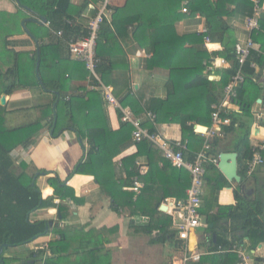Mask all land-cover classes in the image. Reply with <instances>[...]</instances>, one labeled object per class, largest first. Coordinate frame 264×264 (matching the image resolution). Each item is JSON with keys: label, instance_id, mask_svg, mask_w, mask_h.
I'll list each match as a JSON object with an SVG mask.
<instances>
[{"label": "trees", "instance_id": "trees-1", "mask_svg": "<svg viewBox=\"0 0 264 264\" xmlns=\"http://www.w3.org/2000/svg\"><path fill=\"white\" fill-rule=\"evenodd\" d=\"M72 1L17 0L18 20L25 16L23 10L28 8L37 17H44L51 30H62L63 34L58 37L47 27L29 23V36L36 43L33 50L14 49L10 46L12 36L6 34L0 43V95H10L16 88L25 87L24 81L21 82L18 77L17 62L19 59L27 62L37 80L36 88L53 96L55 113L50 118L49 127L52 128L53 124L59 125L64 121L69 129L87 138L89 148L84 162L78 166L76 173L85 174L89 168L94 169L93 176L101 186L103 197L111 200V207L115 212L130 219L127 234L149 237L152 243L167 238L175 241V237L181 241L171 230L170 216L160 212L159 205L168 197L177 201L186 198V190L190 185L189 172L174 167L164 157L163 152L151 142L134 143L133 128L129 124L121 123L120 129L112 132L106 126H99L94 122L88 126V135L84 131L82 114L93 113L91 108L88 109L86 100L100 102L103 98L96 90L89 91L84 96L70 93V82L73 80L90 79L94 86L98 83L84 63L72 60L68 43L83 40L88 36V29L79 24L76 18L89 6L94 7L92 13L96 15L101 0H82L81 4L76 6ZM182 7L188 10L191 18L196 14L204 17L206 33H177L176 23L185 16L181 12ZM252 11L250 0H216L214 4H211L210 0H126L123 6L113 7L110 20L103 19L99 27L94 50L96 61L94 72L103 84L111 85L113 92H118L119 87L126 85L127 79L126 56L120 42L127 41L140 51H151L152 56L146 62V67L163 68L168 71L165 99H152L141 103L131 88L126 86L123 88L127 89V92L119 98V102L122 105H129L135 115L144 111L154 113L156 125L178 124L183 143L186 140L197 141L203 146L204 139L196 133V127L211 128V114L214 111L212 107L220 104L223 90L235 73L236 67L234 61L236 42L227 38L223 17L235 18L241 14L242 18L246 19L252 15ZM0 25L7 27L9 23ZM205 37L212 43L220 44L221 51L209 53L204 45ZM252 40L254 44L264 47V19L259 20V29L252 34ZM185 46H192L195 49L193 64L173 65L172 57ZM217 56L230 61L231 66L222 69L219 73L220 79L215 82L208 79L209 72L207 74L206 71ZM252 64L260 67L264 64L262 55L257 51H252L245 63L244 82L238 87L236 98L233 100L240 114L228 110H222L220 113L222 119L230 121L229 125L221 127L227 136L236 133L238 128L241 130L238 141L231 150L237 154L238 174L241 177L240 184H237L233 191L234 205L217 204L220 191L231 188L232 183L226 180L216 165L209 164L205 168L200 214L207 229L199 245L213 253L212 264H237L234 255L231 257L220 250H224L230 243L243 246L247 240L250 251L256 250L264 243V204L259 200L248 199L243 193V187L248 179L246 168L252 157L249 139L251 107L262 91ZM117 69L121 72H116ZM68 96L70 98L67 104L65 100ZM5 113L4 108L0 106V248L3 244L6 245L0 259L5 264H11L16 261L14 258H4L9 247L24 245L45 233L47 223L31 224L28 222V216L37 210L57 208L61 221H64L68 207L65 202L74 201V194L65 185V180L51 177L46 183L54 190L53 196L43 199L36 184L38 170L29 171L24 163L19 162L21 171L16 172L14 153L17 149H25L32 144V136L39 129V122L9 129L5 126ZM64 114L67 116L60 120ZM86 115L85 113V117ZM143 127L149 135L157 133L156 126L149 122H145ZM223 140L214 138L210 142V154L217 159L220 153L217 147ZM133 144L137 148L136 154L122 160L121 170L117 166L115 169L117 176L124 172L125 178H114V170H111L114 157L122 149ZM101 145H106L108 152L99 153L97 149ZM141 156L147 159L148 165V171L143 175L138 174L135 166L136 158ZM194 156L195 154L191 155L193 159ZM135 177L143 184L138 194L130 190ZM54 196L60 199L58 206L53 202ZM215 207L217 214L213 215L211 211ZM222 220L228 221V237L224 236L223 232H216ZM212 233L217 235L215 244L211 243ZM181 246L183 247V242ZM50 249L52 255L60 253L54 250V244H51ZM254 260L264 264L261 258L255 257ZM199 262L209 264V259L202 256ZM186 264L197 263L188 261Z\"/></svg>", "mask_w": 264, "mask_h": 264}, {"label": "crops", "instance_id": "crops-1", "mask_svg": "<svg viewBox=\"0 0 264 264\" xmlns=\"http://www.w3.org/2000/svg\"><path fill=\"white\" fill-rule=\"evenodd\" d=\"M81 1L73 0L72 3L76 6L80 5ZM125 1L115 0L114 7L123 6ZM215 2L216 0H210L211 4ZM261 6V19H264V0L261 2ZM94 10V7L89 6L80 17L76 18V21L82 26H87L95 16L92 13ZM16 13L17 3L15 0H0V23L7 25L10 19H14L12 25H9L13 27L7 29L5 33V35L12 36L10 46L14 49L33 50L36 48V43L26 34L23 27L30 34L29 23L46 26L41 24L38 17L26 10H23L25 16H22L19 20L16 18ZM183 15L185 16L176 23L175 29L178 34L200 33L203 28L207 30L204 17L198 14L192 18L189 17L190 14ZM242 17L241 14H238L235 18L223 17L226 36L231 41L234 40L236 44L244 43L249 35L245 29V21H243L245 19ZM120 44L126 56L127 79L126 85L123 84L119 87L118 92H113L117 101L119 102V98L127 92V89L123 88L126 86L131 88L132 93L141 103L152 99H165L168 83L167 69H148L146 62L152 56L151 51H140L127 41L125 43L120 42ZM204 45L209 53H219L221 51V46L218 43L209 41L208 44L204 42ZM257 50L264 52V47L256 45L255 51ZM194 57V47L185 46L182 51L172 57L171 61L173 65L189 66L193 64ZM215 59H221V57L217 56ZM72 60L74 59L72 58ZM37 61L39 62L38 58ZM229 63L223 67L216 66L215 63L212 69L208 67L206 71L207 74L209 72L208 79L217 82L220 79V71L229 68ZM253 69L257 74L256 80L262 91L251 107L252 123L249 137L251 147L264 138V64L261 67L256 65ZM116 72L119 73L121 70L117 69ZM23 77L25 87L16 88L10 95H0V98L5 96V104L0 106L6 111L5 126L7 128L14 129L39 122V129L32 136V144L25 149L19 148L14 153L16 172L21 171L19 162L24 163L29 171L38 170L36 172V177H38L36 184L43 199L53 196L54 190L46 183L49 178L58 177L62 181L65 180V185L73 191L74 201L68 200L65 202L68 207L64 221H61L60 216L58 217L57 208H46L31 213L28 216L29 223L44 222L47 223V226L48 222H51V226L48 229L45 226V233L42 236L24 245L9 247L4 254V258H14L16 261L11 264H155L154 254H158L162 256L164 264H182L185 255L199 254L203 258L208 257L209 264H212L213 253L208 252L199 245L204 239L205 230L207 229L203 219V227L196 230L197 232L194 234H190L191 237L189 236V243H187L189 252L187 254L182 250V242L178 241L176 237L175 241L167 238L152 243L149 237L129 236L127 232L130 219L115 212L111 207V200L103 197L101 186L94 178V169L89 168L85 174L76 173L78 166L84 162L89 148L87 138H83L81 134L69 129L64 121L59 125L57 123L53 124V127L50 128V118L55 113L53 96L42 93L39 88H36L37 80L29 66H27ZM66 77H68L67 74ZM92 85L93 83L88 79L73 80L70 82L69 91L84 96L89 91H98L97 89H91ZM108 87L113 90L111 85ZM69 98V96L66 98L65 103L68 104ZM86 102L88 109L91 108L93 111L91 114L85 112L86 117L85 113L82 114V117L84 116L82 124L86 135H88L89 124L94 122L98 123L99 126H106L112 132H117L120 129V112L118 110L108 107L103 99L100 102L97 100H86ZM119 104L121 107L131 110L129 105H122L120 102ZM226 109L240 114L239 108L235 104H230ZM142 114L134 115L141 117ZM65 116L67 115L64 114L60 120H64ZM204 130L200 126L196 127V133ZM156 131L161 139L169 142H181L184 145V159L188 162H192L191 155L196 154L201 149L200 142L190 140L182 142L181 128L178 124H157ZM236 133L228 136L224 133V140L217 147L219 154L234 153L231 150L238 141ZM97 151L103 154L108 152V148L106 145H101ZM136 152L137 148L133 144L122 149L114 157V165L111 170H114L115 177H112L125 178L124 172L121 173V176H117L115 169L119 167L118 169L121 170L122 160L134 156ZM261 156L264 161V151L261 152ZM137 161L147 164V159L144 156L136 158L135 162ZM68 176L69 178L66 179ZM246 177L248 179L243 187L244 195L250 200H259L264 204V163L257 167L250 176L246 173ZM229 183H232L231 188L223 189L217 197L219 206H230L235 203L233 191L237 183ZM174 200L172 197L165 198L160 205ZM53 202L58 206L60 204L59 197L54 196ZM211 214H217L216 207L211 211ZM228 225L227 220H222L221 226L223 227L218 226L216 232H223L224 236L228 237ZM51 244H54V250L60 253L52 255ZM242 247L254 262L255 257L264 260V243L260 244L256 250L250 251L249 243L245 240ZM95 248L99 249L97 251L93 250ZM228 255L233 257L232 254ZM196 263L201 264V262ZM3 264H5L4 261ZM255 264L258 263L255 262Z\"/></svg>", "mask_w": 264, "mask_h": 264}, {"label": "built area", "instance_id": "built-area-1", "mask_svg": "<svg viewBox=\"0 0 264 264\" xmlns=\"http://www.w3.org/2000/svg\"><path fill=\"white\" fill-rule=\"evenodd\" d=\"M252 3L253 11L252 15L245 19L244 25L248 32V38L244 43H238L234 47V61H235V73L230 78V81L223 90V99L219 105L213 106V113L211 114L212 126L209 129H205L198 134L204 139L202 149L197 152L192 162H188L184 159V145L181 142H169L168 140L161 139L159 135H149L147 130L143 127L144 122H149L153 126H156V116L152 112L144 111L141 117L135 116L129 108H123L113 95V90L104 85L94 72L95 57L94 50L96 46L97 34L99 27L102 24L103 19L110 20L112 14V8L115 6V0H101L100 8L92 20L87 24L88 36L83 40L68 43V51L74 60L84 63L87 70L91 72L97 81V86L92 85L91 89H97L101 93L103 100L108 107L114 108L120 112V122L129 124L132 128V141L134 143H140L141 141H148L157 146L164 154V157L170 161V163L178 168L185 169L190 174V185L186 190V198L181 201L174 200L173 202L167 201L163 205L167 207L166 214L170 216L172 221V230L176 233L179 240L183 242V250L185 253L189 252L187 243L191 233H195L196 230L203 227V221L200 214L202 207L203 196V178L205 175V168L209 164L216 165L217 158L210 154L211 146L210 142L214 138H223L224 132L221 130L222 126L230 124L228 119H222L220 113L222 110L233 104V100L236 98V91L238 87L244 82L243 69L246 61L248 60L252 51H255L256 45L252 40V34L259 29V20L261 19V1L250 0ZM181 12L183 14H189L188 10L183 7ZM67 24H71L67 22ZM45 26L50 29L49 23ZM51 30V29H50ZM56 36H62V30H51ZM206 28L200 30V33H206ZM205 43L208 44V37L204 38ZM258 54L262 55L264 60V52L257 50ZM230 61L224 58L215 59L209 66L210 69L213 66H225ZM215 63V64H214ZM231 66V62L229 63ZM252 68L256 65L252 64ZM90 80V79H89ZM90 82H92L90 80ZM264 129V127H263ZM264 151V138L256 143L252 147V157L247 164L246 173L250 176L257 167L263 165L264 161L261 156V152ZM138 174L143 175L148 171L146 163L137 161L135 164ZM132 187L130 190L134 194H138L142 188L141 182L137 177L132 180ZM221 251L232 254L237 260V264H255L250 255L244 250L241 245L230 243ZM199 254H192L188 257H184L183 263L187 260L193 262L199 261Z\"/></svg>", "mask_w": 264, "mask_h": 264}, {"label": "water", "instance_id": "water-1", "mask_svg": "<svg viewBox=\"0 0 264 264\" xmlns=\"http://www.w3.org/2000/svg\"><path fill=\"white\" fill-rule=\"evenodd\" d=\"M17 3V0H15ZM27 12H29L32 15H37L30 9L25 8ZM41 20V24L44 25L46 22V19L44 17H38ZM33 20V19H30ZM23 26V24H22ZM23 30L26 32L27 35H29V32L26 30L25 27H23ZM38 65V61H37ZM5 104V96H1L0 98V105ZM217 168L218 170L222 173V175L226 178L228 182H235L237 184H240L241 182V177L238 174V163H237V154L236 153H222L219 154L218 156V163H217ZM159 211L162 213L166 212V207L163 205L159 206ZM59 217V215H58ZM60 218V217H59ZM51 226V222H48V225L46 226V229ZM212 227V226H210ZM216 238L217 235L215 233H212L211 237V243L215 244L216 243ZM210 245V244H209ZM6 247L5 244H3L0 248V256L3 253L4 248ZM0 264H3V261L0 259Z\"/></svg>", "mask_w": 264, "mask_h": 264}, {"label": "rangeland", "instance_id": "rangeland-1", "mask_svg": "<svg viewBox=\"0 0 264 264\" xmlns=\"http://www.w3.org/2000/svg\"><path fill=\"white\" fill-rule=\"evenodd\" d=\"M13 20L14 19H10L9 20V25H12L11 23H13ZM12 27L13 26L4 27L3 25H0V43H1V41H3V37L5 36V33H6L7 29H10ZM11 45H13V44H11ZM17 64H18L17 66L19 67L18 68V70H19L18 77H19L20 81L22 82L23 79H24L23 76H24L25 70H26L27 66H29V64L27 62H23L22 59H19L18 62H17ZM240 132H241V130L238 128L237 133H236V136L237 137H239ZM154 256H155V260H156V263L155 264H164V260H163V258H162L161 255L154 254ZM142 262H143V260H142Z\"/></svg>", "mask_w": 264, "mask_h": 264}, {"label": "bare ground", "instance_id": "bare-ground-1", "mask_svg": "<svg viewBox=\"0 0 264 264\" xmlns=\"http://www.w3.org/2000/svg\"><path fill=\"white\" fill-rule=\"evenodd\" d=\"M45 24H46V22H45ZM45 24H44V25H45ZM163 155H164V154H163ZM166 209H167V208H166ZM201 217H202V216H201ZM191 234H192V233H191ZM190 237H191V235H190ZM190 240H191V238H190ZM188 243H189V242H188ZM192 244H193V241H192ZM192 244H191V245H192ZM187 248H188V244H187ZM188 249H189V248H188ZM183 251H184V250H183ZM184 253H185V252H184ZM186 254H187V253H186ZM185 256L188 257V256H190V255H185ZM185 256H184V257H185ZM200 258H201V255H200L199 259H200ZM188 261H192V260H187L184 264H186ZM197 262H199V261H197ZM193 263H196V262H193ZM258 264H262V263H258Z\"/></svg>", "mask_w": 264, "mask_h": 264}]
</instances>
